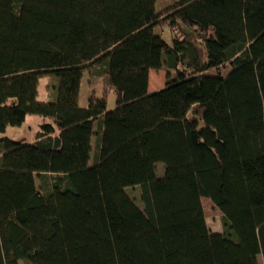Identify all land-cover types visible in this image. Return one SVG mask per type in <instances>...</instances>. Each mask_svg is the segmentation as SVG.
Instances as JSON below:
<instances>
[{"label": "trees", "instance_id": "obj_1", "mask_svg": "<svg viewBox=\"0 0 264 264\" xmlns=\"http://www.w3.org/2000/svg\"><path fill=\"white\" fill-rule=\"evenodd\" d=\"M82 69L114 108L72 101ZM29 114L33 143L0 138L10 260L264 264V0H171L149 18L144 0H0V132Z\"/></svg>", "mask_w": 264, "mask_h": 264}, {"label": "rangeland", "instance_id": "obj_2", "mask_svg": "<svg viewBox=\"0 0 264 264\" xmlns=\"http://www.w3.org/2000/svg\"><path fill=\"white\" fill-rule=\"evenodd\" d=\"M171 0H144V12L145 16L149 18L153 13L158 9L168 5ZM162 38L166 44L170 47L174 46V38L178 37V31L175 28H171L167 25H164L160 29ZM231 70V66H226L220 68L219 71L212 70L208 74L210 75H220L226 76ZM151 73L153 74V80L151 82L149 91L154 92L158 90V85H164L165 74L163 70L152 69ZM47 78L41 77L39 84V93L38 99L42 100L47 97L46 91ZM72 101L81 106H93L96 104L100 109H112L114 108L115 95L113 92H108L107 97H103L100 91L99 79L92 78L86 69H82L81 72L74 71L73 73V89L71 92ZM102 107V108H101ZM40 117L37 115H27L24 122L20 126L8 127L5 132H0V138L7 137L9 139L23 142V143H33L34 134L38 129ZM82 154L85 152V144H81ZM87 151V150H86ZM82 162L86 165L88 160L85 159L86 156L83 155ZM204 213L212 231L221 232L224 230L222 213L219 208L209 199L208 197H202L201 199ZM0 242L3 251V255L10 264H24L22 259L10 260L7 252L2 222L0 219Z\"/></svg>", "mask_w": 264, "mask_h": 264}, {"label": "crops", "instance_id": "obj_3", "mask_svg": "<svg viewBox=\"0 0 264 264\" xmlns=\"http://www.w3.org/2000/svg\"><path fill=\"white\" fill-rule=\"evenodd\" d=\"M152 80H153V74H152L151 71H150L149 88H150V85H151ZM161 87H163V86H160V84H159V85H158V89H160ZM90 141H91V138H90L89 136H85V137L82 138L81 143H80V154H81V159H84V158H83V155L86 156V150H85V152L82 154L81 144L84 143V144H85V147H86V146L89 144ZM86 159H87V158H86Z\"/></svg>", "mask_w": 264, "mask_h": 264}]
</instances>
